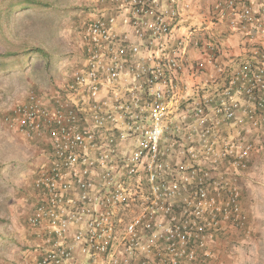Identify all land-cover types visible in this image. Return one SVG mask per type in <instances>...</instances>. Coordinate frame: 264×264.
<instances>
[{
	"label": "built area",
	"instance_id": "1",
	"mask_svg": "<svg viewBox=\"0 0 264 264\" xmlns=\"http://www.w3.org/2000/svg\"><path fill=\"white\" fill-rule=\"evenodd\" d=\"M96 1L81 66L4 117L45 148L28 218L43 251L27 264H216L234 230L250 232L241 176L264 141V50L191 85L183 74L217 65L221 44L190 59L205 28L179 32L188 3ZM215 10L264 34V0Z\"/></svg>",
	"mask_w": 264,
	"mask_h": 264
},
{
	"label": "rangeland",
	"instance_id": "2",
	"mask_svg": "<svg viewBox=\"0 0 264 264\" xmlns=\"http://www.w3.org/2000/svg\"><path fill=\"white\" fill-rule=\"evenodd\" d=\"M43 1L55 11L27 10L8 20L0 15V53L27 48L47 52L46 57L34 55L26 69L0 72V264H27L25 257L41 249L42 237L32 233L28 218L36 202L33 179L40 166L38 157L45 149L41 143L28 142L4 117L30 91L51 93L68 79L73 67L81 66L80 27L97 7L96 0ZM257 146L260 156H254L249 170L247 187L252 188L247 189L245 205L250 232L234 230L221 245L216 264H264L263 139Z\"/></svg>",
	"mask_w": 264,
	"mask_h": 264
},
{
	"label": "crops",
	"instance_id": "3",
	"mask_svg": "<svg viewBox=\"0 0 264 264\" xmlns=\"http://www.w3.org/2000/svg\"><path fill=\"white\" fill-rule=\"evenodd\" d=\"M185 3H188V9L185 11L186 16L183 19V23L189 28L192 25L198 24L204 26L205 32L203 33V45L200 47L192 48L190 50L189 57L192 60L204 59V45L208 40L218 41L221 44V49L217 54L216 63L208 64V68L206 73L196 76L195 78L190 76V73L186 71L183 76L184 80L194 85V83H208L209 81H214L218 78L219 70L223 69V67H227L228 69H235L239 62L247 58L252 54V51L255 49L264 50V34H259L255 31L251 33L244 31L242 28H238L236 30H232L229 28L228 23L220 17V15L216 16L215 5L218 0H182ZM255 3H258L260 0H253ZM247 29V28H246ZM184 28L182 27L179 32H182ZM44 147V145H42ZM45 150L42 148L41 152H43L42 156L39 158V163L42 165L46 161ZM260 155L256 154V157ZM261 158V157H260ZM248 172V173H247ZM241 176V181L244 188V204H247V199L249 198L248 188H252L247 185L248 176L251 175V171H247ZM245 185V186H244ZM32 233H37L38 237L41 235L37 232L38 229H31ZM37 230V231H36ZM43 238L39 239L42 240ZM42 249H38L37 253L32 252L33 255L29 254L25 257L23 262H35L42 253ZM22 262V263H23Z\"/></svg>",
	"mask_w": 264,
	"mask_h": 264
},
{
	"label": "trees",
	"instance_id": "4",
	"mask_svg": "<svg viewBox=\"0 0 264 264\" xmlns=\"http://www.w3.org/2000/svg\"><path fill=\"white\" fill-rule=\"evenodd\" d=\"M27 10L37 12H53L55 8L43 0H0V15L4 19L15 17L17 13ZM47 56V52L42 48H27L22 50H12L0 53V72L8 73L21 67H29L31 58L34 55Z\"/></svg>",
	"mask_w": 264,
	"mask_h": 264
},
{
	"label": "clouds",
	"instance_id": "5",
	"mask_svg": "<svg viewBox=\"0 0 264 264\" xmlns=\"http://www.w3.org/2000/svg\"><path fill=\"white\" fill-rule=\"evenodd\" d=\"M183 2V1H182ZM183 3H185V2H183ZM188 9V8H187ZM187 9H185V11L187 10ZM184 11V16H183V19H184V17L186 16V12ZM183 19H182V27L184 28V30L182 31V32H185V31H187L188 29H190V28H192L193 26H201V25H198V24H195V25H192L191 27H187L184 23H183ZM196 37H198V35H196L195 36V38ZM207 71V70H206ZM205 72V71H204ZM202 75V74H201ZM198 76H200V75H198ZM243 197H244V188H243ZM244 202V201H243ZM245 205V204H244ZM246 207V206H245Z\"/></svg>",
	"mask_w": 264,
	"mask_h": 264
}]
</instances>
